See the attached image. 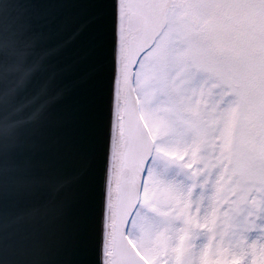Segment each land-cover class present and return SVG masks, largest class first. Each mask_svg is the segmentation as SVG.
<instances>
[{
	"label": "snow or ice",
	"instance_id": "6c2138e0",
	"mask_svg": "<svg viewBox=\"0 0 264 264\" xmlns=\"http://www.w3.org/2000/svg\"><path fill=\"white\" fill-rule=\"evenodd\" d=\"M71 6L112 16L99 37L108 105L93 128L97 264H264V0H0V264L6 226L23 228L65 187L25 153L53 99L49 62L68 43L47 46L33 18Z\"/></svg>",
	"mask_w": 264,
	"mask_h": 264
},
{
	"label": "water",
	"instance_id": "95a60500",
	"mask_svg": "<svg viewBox=\"0 0 264 264\" xmlns=\"http://www.w3.org/2000/svg\"><path fill=\"white\" fill-rule=\"evenodd\" d=\"M33 23L52 34L47 46L68 43L49 62L56 73L50 85L53 99L29 132L25 155L36 174L66 183L63 192L23 228L6 226L5 261L47 264L68 259L97 264L102 165L93 128L97 111L101 106L106 111L108 105L109 47L99 37L112 23L111 10L90 6L51 8L37 14ZM76 32L79 35L73 39ZM83 151L90 157L87 168L78 160ZM44 199L41 197V202ZM17 203L28 207L35 201L30 198ZM34 231L53 238L56 246L34 244Z\"/></svg>",
	"mask_w": 264,
	"mask_h": 264
}]
</instances>
